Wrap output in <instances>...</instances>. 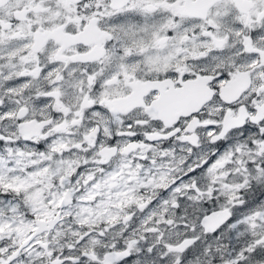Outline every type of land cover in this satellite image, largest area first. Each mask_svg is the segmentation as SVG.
I'll return each instance as SVG.
<instances>
[{"label": "snow or ice", "instance_id": "snow-or-ice-1", "mask_svg": "<svg viewBox=\"0 0 264 264\" xmlns=\"http://www.w3.org/2000/svg\"><path fill=\"white\" fill-rule=\"evenodd\" d=\"M0 264H264V0H0Z\"/></svg>", "mask_w": 264, "mask_h": 264}]
</instances>
